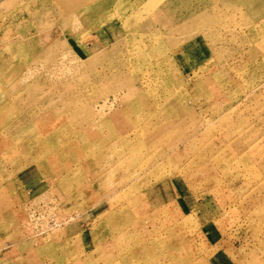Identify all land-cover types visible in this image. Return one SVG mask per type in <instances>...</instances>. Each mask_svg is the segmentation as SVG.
<instances>
[{"label": "rangeland", "instance_id": "obj_1", "mask_svg": "<svg viewBox=\"0 0 264 264\" xmlns=\"http://www.w3.org/2000/svg\"><path fill=\"white\" fill-rule=\"evenodd\" d=\"M0 264H264V0H0Z\"/></svg>", "mask_w": 264, "mask_h": 264}, {"label": "bare ground", "instance_id": "obj_2", "mask_svg": "<svg viewBox=\"0 0 264 264\" xmlns=\"http://www.w3.org/2000/svg\"><path fill=\"white\" fill-rule=\"evenodd\" d=\"M182 15H183V14H182ZM182 15H181V16H182ZM152 20H153V19H152ZM133 30H134V29H133ZM126 33H127V32H126ZM145 49H147V48H145ZM145 49H144V51H145ZM140 50H141V49H140ZM149 54H150V53H149ZM150 55H151V54H150ZM151 56H152V55H151ZM147 105H148V104H147ZM106 122H107V120H106ZM30 128H32V127H30ZM33 128H34V127H33ZM35 128H36V127H35ZM13 135H14V134H13ZM1 136H2V135H1ZM17 137H18V136H17ZM112 137H113V136H112ZM5 138H6V137H5ZM3 139H4V138H3ZM30 139H33V138H30ZM7 140H8V139H7ZM34 140H35V139H34ZM27 141H28V140H27ZM1 142H2V141H1ZM85 147H86V146H85ZM114 169H115V168H114ZM132 169H133V168H132ZM132 183H133V182H132ZM146 216H147V215H146ZM133 240H134V239H133ZM144 245H145V243H144ZM144 245H143V246H144ZM160 246H161V245H160ZM164 246H165V245H164ZM151 249H153V248H151ZM161 249H162V248H161ZM164 249H165V248H164ZM154 250H155V249H154ZM154 250H153V251H154ZM36 251H37V250H36ZM42 251H43V250H42ZM158 251H159V250H158ZM162 252H163V251H162ZM127 253H128V252H127ZM157 254H158V253H157ZM35 255H36V254H35ZM25 256H26V255H25ZM33 258H34V256H33ZM25 260H26V259H25ZM34 260H35V259H34ZM37 260H38V259H37ZM37 260H36V261H37Z\"/></svg>", "mask_w": 264, "mask_h": 264}]
</instances>
